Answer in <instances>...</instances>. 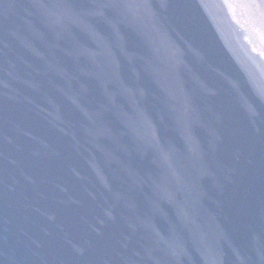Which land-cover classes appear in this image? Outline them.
Listing matches in <instances>:
<instances>
[{"label":"water","instance_id":"obj_1","mask_svg":"<svg viewBox=\"0 0 264 264\" xmlns=\"http://www.w3.org/2000/svg\"><path fill=\"white\" fill-rule=\"evenodd\" d=\"M0 264H264V0H0Z\"/></svg>","mask_w":264,"mask_h":264}]
</instances>
